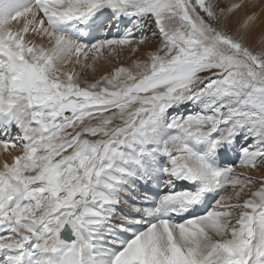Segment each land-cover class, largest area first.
<instances>
[{
    "label": "snow or ice",
    "instance_id": "snow-or-ice-1",
    "mask_svg": "<svg viewBox=\"0 0 264 264\" xmlns=\"http://www.w3.org/2000/svg\"><path fill=\"white\" fill-rule=\"evenodd\" d=\"M0 154V264H264V0H0Z\"/></svg>",
    "mask_w": 264,
    "mask_h": 264
},
{
    "label": "bare ground",
    "instance_id": "bare-ground-1",
    "mask_svg": "<svg viewBox=\"0 0 264 264\" xmlns=\"http://www.w3.org/2000/svg\"><path fill=\"white\" fill-rule=\"evenodd\" d=\"M145 47L147 48V47H149V46H148V45H145ZM127 55H130V54H127ZM112 63L114 64L115 61H113ZM123 63H124L125 65H128V64L131 63V60H130V59H124V60H123ZM104 67H106V68H110V65H104ZM98 69L102 70L101 67H100L99 65H98ZM99 74H100V71L97 72V76H98ZM3 158H4L3 155L0 154V161H2ZM238 171H243V170H239V169H238ZM261 171L264 172V169H262ZM229 191H230V189H229Z\"/></svg>",
    "mask_w": 264,
    "mask_h": 264
}]
</instances>
